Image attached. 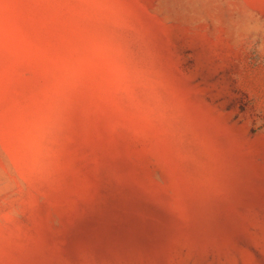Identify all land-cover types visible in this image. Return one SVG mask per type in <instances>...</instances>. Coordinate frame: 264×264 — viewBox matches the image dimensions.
<instances>
[{
    "label": "rangeland",
    "instance_id": "374dc122",
    "mask_svg": "<svg viewBox=\"0 0 264 264\" xmlns=\"http://www.w3.org/2000/svg\"><path fill=\"white\" fill-rule=\"evenodd\" d=\"M0 264H264V0H0Z\"/></svg>",
    "mask_w": 264,
    "mask_h": 264
},
{
    "label": "clouds",
    "instance_id": "9594fccd",
    "mask_svg": "<svg viewBox=\"0 0 264 264\" xmlns=\"http://www.w3.org/2000/svg\"><path fill=\"white\" fill-rule=\"evenodd\" d=\"M31 144V142L29 143V145ZM18 213H16V212H13V213H11V215H10V218H12V219H15V218H18Z\"/></svg>",
    "mask_w": 264,
    "mask_h": 264
}]
</instances>
